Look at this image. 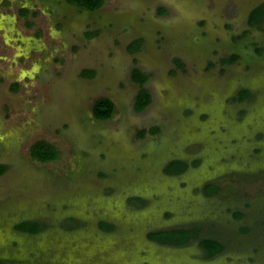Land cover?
Wrapping results in <instances>:
<instances>
[{
  "label": "rangeland",
  "instance_id": "1",
  "mask_svg": "<svg viewBox=\"0 0 264 264\" xmlns=\"http://www.w3.org/2000/svg\"><path fill=\"white\" fill-rule=\"evenodd\" d=\"M262 3L0 0V264H264V19L249 22ZM134 67L150 73L142 111ZM101 95L108 119L92 112ZM37 139L58 156L32 158ZM173 159L187 168L168 173ZM182 226L225 248L147 236Z\"/></svg>",
  "mask_w": 264,
  "mask_h": 264
},
{
  "label": "trees",
  "instance_id": "2",
  "mask_svg": "<svg viewBox=\"0 0 264 264\" xmlns=\"http://www.w3.org/2000/svg\"><path fill=\"white\" fill-rule=\"evenodd\" d=\"M69 2L76 4L77 6L89 9V10H96L100 8L104 0H68ZM28 9L22 7L20 12L22 15L26 16L28 14ZM264 19V3L256 6L252 9L249 15V22L250 23H259ZM142 45L141 39H136L129 44V49L131 51L138 50ZM240 57L239 52H233L228 57H223L221 61L223 63H231L236 61ZM176 62L179 66L183 64L181 61L176 59ZM150 76L149 72L142 71L139 67H134L131 71V78L139 84V89L135 96L134 101V108L136 111H142L145 107L151 102L152 96L150 93L149 88L145 85L146 81ZM16 86V85H14ZM249 93L246 91L243 93L241 98L247 96ZM115 108L114 100L108 95H101L94 99L92 103V112L93 115L97 119H108L112 116L113 111ZM147 129L142 128L139 130V136H143ZM160 130L158 126H152L148 129V131L153 134ZM29 153L32 158L38 159L40 161L45 160H52L58 156V148L55 144L49 142L46 139H37L34 143L31 144ZM187 164L185 161L180 159H173L171 160L167 166L166 171L168 173L177 174L182 172L186 168ZM6 168L5 165L0 164V172L4 171ZM218 186L212 183H208L204 186V191L207 194H212L216 192ZM32 221V220H31ZM29 221H22L16 224V227L20 230L29 231V232H36L43 228V223H36L32 222L27 224ZM103 228L109 229L112 224L108 222H100ZM147 236L150 239H154L160 243L165 244H174L180 245L187 243L191 239H197L199 246L204 250V254L206 257H212L216 253L222 251L225 248V243L222 242L220 239L212 236H205L200 235L199 229L197 226H182V227H168V228H161L154 231H149Z\"/></svg>",
  "mask_w": 264,
  "mask_h": 264
},
{
  "label": "flooded vegetation",
  "instance_id": "3",
  "mask_svg": "<svg viewBox=\"0 0 264 264\" xmlns=\"http://www.w3.org/2000/svg\"><path fill=\"white\" fill-rule=\"evenodd\" d=\"M186 168H187V167H186ZM186 168H185V169H186ZM185 169H184V170H185ZM184 170H183V171H184ZM183 171H182V172H183ZM180 173H181V172H180Z\"/></svg>",
  "mask_w": 264,
  "mask_h": 264
},
{
  "label": "crops",
  "instance_id": "4",
  "mask_svg": "<svg viewBox=\"0 0 264 264\" xmlns=\"http://www.w3.org/2000/svg\"><path fill=\"white\" fill-rule=\"evenodd\" d=\"M89 10V9H88Z\"/></svg>",
  "mask_w": 264,
  "mask_h": 264
}]
</instances>
